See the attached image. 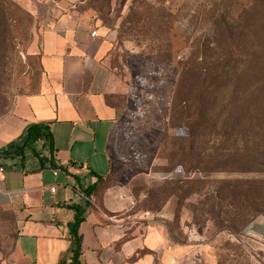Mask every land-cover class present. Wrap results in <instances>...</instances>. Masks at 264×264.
Wrapping results in <instances>:
<instances>
[{"label":"rangeland","instance_id":"rangeland-1","mask_svg":"<svg viewBox=\"0 0 264 264\" xmlns=\"http://www.w3.org/2000/svg\"><path fill=\"white\" fill-rule=\"evenodd\" d=\"M77 5L104 27L112 44L115 86L109 101L119 110V122L111 153L118 178L132 184L139 210L162 215L161 224L177 242L209 245L217 264H264V236L246 230L264 226V172L181 166L188 161L179 147L195 134L184 128L187 119L201 115L209 127L196 133L203 137L194 155L203 141L208 147L214 142L208 98L198 86L193 101L182 104L172 122L187 62L203 60L208 68L225 58L264 54V0H78ZM38 26L19 1L0 0V118L17 96L38 90L40 63L27 54ZM209 152L201 157L208 159ZM234 183L238 188L230 192ZM219 189L225 190L218 199ZM15 238L12 216L0 211V264L9 260Z\"/></svg>","mask_w":264,"mask_h":264},{"label":"crops","instance_id":"crops-1","mask_svg":"<svg viewBox=\"0 0 264 264\" xmlns=\"http://www.w3.org/2000/svg\"><path fill=\"white\" fill-rule=\"evenodd\" d=\"M17 1L39 24L27 54L42 74L38 90L17 96L0 118V208L14 214L17 229L6 264H72V207L85 204L99 177L78 230V264H217L209 245L179 243L162 215L138 210L132 184L118 178L111 143L119 110L109 101L115 84L104 27L79 12L78 0ZM40 123L50 126L52 146L40 140L15 154L10 147ZM252 231L264 236V226Z\"/></svg>","mask_w":264,"mask_h":264},{"label":"trees","instance_id":"trees-1","mask_svg":"<svg viewBox=\"0 0 264 264\" xmlns=\"http://www.w3.org/2000/svg\"><path fill=\"white\" fill-rule=\"evenodd\" d=\"M215 45L216 48L220 46L217 43ZM206 48L210 49L209 46ZM235 50L237 48L233 51ZM203 52L205 49H202ZM202 63L203 60L185 64L173 99L172 122L178 109L182 108V104L188 107L193 101V89L198 86L200 95L208 98L205 107L212 114L213 124L210 127L209 136L213 137L214 142L212 147H208V143L203 141L201 152L194 155L196 141L198 142L200 136L203 137V134L196 135V133L209 127L207 120L201 115L194 120L192 117L187 119L184 128L195 134L192 138L187 136L179 147L182 157L188 161V163L183 162L181 166L191 170L208 165L214 171L264 172L259 169L264 167V54L256 59L229 57L208 68L204 64L203 67ZM40 140H46L50 143V147L52 146L53 136L48 124L29 126L24 134L23 143L14 144L10 149H13L17 155L23 154L26 149L34 150L36 143ZM207 151H210L208 159L201 157V154ZM168 156L171 157V155ZM172 160L171 158L170 162L174 163ZM104 180L103 177H99L97 183L84 191V195L90 199ZM230 185L233 187L229 191L235 192L238 184ZM224 190L216 191V198H223ZM230 196H232L231 193ZM84 202L85 204L72 207L75 212L71 230L74 239L72 264H78L81 255L78 230L84 221L86 208L90 205L88 200ZM0 211L12 216L17 238L14 214L2 208ZM255 227L250 226L246 230L250 232Z\"/></svg>","mask_w":264,"mask_h":264},{"label":"built area","instance_id":"built-area-1","mask_svg":"<svg viewBox=\"0 0 264 264\" xmlns=\"http://www.w3.org/2000/svg\"><path fill=\"white\" fill-rule=\"evenodd\" d=\"M96 35H97V32L94 31V32L92 33V36L95 37ZM1 126H2V125H1V121H0V129H1ZM4 172H5V167L0 165V177H1L2 174H4ZM55 174H57V172H55ZM0 179H1V178H0ZM51 190H52V192H55L56 188L54 187V188H52ZM83 198H84V200H88V198H87L85 195H83ZM242 243H243V244H246V241H245V240H242Z\"/></svg>","mask_w":264,"mask_h":264},{"label":"water","instance_id":"water-1","mask_svg":"<svg viewBox=\"0 0 264 264\" xmlns=\"http://www.w3.org/2000/svg\"><path fill=\"white\" fill-rule=\"evenodd\" d=\"M1 156H3V155L0 154V157H1Z\"/></svg>","mask_w":264,"mask_h":264}]
</instances>
